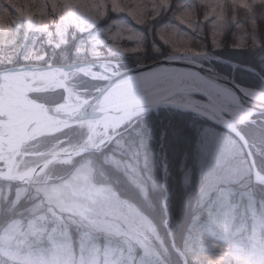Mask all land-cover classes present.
Returning <instances> with one entry per match:
<instances>
[{
	"label": "rangeland",
	"instance_id": "rangeland-1",
	"mask_svg": "<svg viewBox=\"0 0 264 264\" xmlns=\"http://www.w3.org/2000/svg\"><path fill=\"white\" fill-rule=\"evenodd\" d=\"M49 4L53 11L59 12L58 20L49 16ZM263 4L264 0H0V66L9 67L7 70L17 66L53 67L46 60L44 46L58 49L69 37L79 35L83 42L78 53L88 56V63L105 62L104 69L116 73L121 70L111 65L108 57L124 60L143 53L147 32L153 25L157 27L156 38L164 51H168L167 46H173L177 53L207 54L199 61L203 63L214 58L211 49H222L226 27L242 24L236 13L246 11L253 15L254 9ZM195 5L207 8L206 19L200 20ZM257 29V19L250 18V25L245 23L233 47L253 55L262 66L264 38L259 36ZM48 73L26 70L11 74L9 78L16 85L21 80L29 82L32 97L35 93L61 87L57 81L46 78ZM72 73L104 82L100 88L105 84L104 77H109L96 67ZM69 75L71 73L57 78L68 85ZM189 83L183 82V85ZM19 86L28 90L24 83ZM196 86L209 96L217 97L207 86ZM9 92L17 93L12 88ZM3 95L9 96L6 92ZM68 99L77 103L81 97L69 90ZM183 99L177 97L173 101ZM218 104L227 110L222 102ZM15 110L12 108L11 113ZM203 112L208 113L205 109ZM11 113L4 114L6 123H13L14 118L25 114ZM85 125L89 137L82 147H93L105 138L100 126ZM5 133L12 134L0 124V135ZM40 139L42 137L19 152L0 155V174L10 169L11 175L17 176L35 171L55 156H62L31 174L22 184L35 186L28 200H39L34 210L36 214L11 222L0 233V264H128L129 261L131 264H155L156 254L149 241V234L154 230L150 220L103 183L99 169L90 161L86 158L74 161L76 156H68L80 148L57 146L56 151L49 152L48 141L39 143ZM202 148L217 164L225 165L230 174L251 172L237 139L225 132L205 128ZM35 153L40 155H26ZM28 158H32L31 161ZM27 162L31 164L23 170ZM60 167L62 169L57 171ZM162 171H167L165 164ZM222 196L220 194L213 201L206 218H201L193 229L186 254L194 258V264H264V203L247 196L245 209H241L230 197H223V200ZM18 197H24L23 192Z\"/></svg>",
	"mask_w": 264,
	"mask_h": 264
},
{
	"label": "trees",
	"instance_id": "trees-1",
	"mask_svg": "<svg viewBox=\"0 0 264 264\" xmlns=\"http://www.w3.org/2000/svg\"><path fill=\"white\" fill-rule=\"evenodd\" d=\"M195 6L200 12V20L206 19L207 8ZM236 14L244 23L242 22L239 27L228 25L224 31L222 49L215 51L211 49L210 53L214 58L203 63L248 88H264V70L261 65L253 55H247V52L233 47L237 37L243 33L245 23L250 25L252 17L257 19L258 34L264 38V4L257 6L253 15L246 11H239ZM155 26L153 25L147 32L144 44L146 52L143 51L124 60L108 57L112 61L109 63L117 65L118 70H127L167 57L153 51V46L163 49L156 38ZM205 26V30L208 29ZM82 42V37L78 35L69 37L67 43L58 49L44 46L46 60L56 66L86 63L89 61L88 56L78 53ZM196 44L202 45L197 42ZM6 68L9 67L0 66V70ZM103 83L72 73L69 75L68 88L74 96L89 98L96 94L97 88L99 89ZM64 95V90L59 89L36 93L33 97L48 104H57L63 101ZM252 121L254 122L239 123L238 127L249 144L258 171L264 175V115L252 117ZM208 127L218 129L237 139L225 128L199 114L160 108L133 118L98 152L74 158V161L85 158L86 161H90L99 169V177L102 175L101 177L104 178L103 183L112 187L122 199L135 205L150 220L154 229L149 234L151 250L157 254L162 243L170 254L169 264H180V256L173 249H180L181 255L187 253L193 229L201 218H206V211L220 194L224 195L223 200V197H230V201L241 205V209H245L247 196L264 203V185L255 182L249 158L238 140L244 151L243 160L247 161L246 164L251 172L241 171L235 175L230 174L225 170V165L217 164L215 159L205 154L202 140L203 131ZM87 136V126L82 124L42 138L39 143L47 140L49 152L56 151L60 146L75 149L82 146ZM31 159L28 158L29 161ZM29 164L31 163L29 162L22 169L29 168ZM164 164L167 166L165 173L162 171ZM61 169L62 167L57 171ZM182 175L188 186L187 191L182 186ZM96 177L98 178V175ZM26 187L35 191L33 184ZM198 188L199 195H197ZM165 191L171 193L167 199ZM17 199L19 207L15 213L11 216L0 214V233L11 222L18 219L25 220L36 214L34 210L39 200L29 201V197L25 196ZM166 210L170 216L166 215ZM165 220H168L171 232L164 226Z\"/></svg>",
	"mask_w": 264,
	"mask_h": 264
},
{
	"label": "water",
	"instance_id": "water-1",
	"mask_svg": "<svg viewBox=\"0 0 264 264\" xmlns=\"http://www.w3.org/2000/svg\"><path fill=\"white\" fill-rule=\"evenodd\" d=\"M204 56L206 54L178 53L151 64L138 65L116 73L108 72L104 69L103 65L105 62L53 66L49 68L26 66L1 70L0 106H4L7 113L11 112L14 107L19 109L18 111H26L27 119L24 123L22 120L14 123H23L22 127L18 128L17 132L15 131L16 138L0 137V147L8 152L19 151L38 137L53 135L72 126L89 122H94L96 125L100 124L104 129V133L108 135L109 130L115 131L136 116L152 111V109L157 110L162 108V106L163 108L171 107L199 113L232 132L240 141L249 158L255 181L264 185V175L258 171L249 144L237 127L236 121L245 120V114L242 113L241 118L234 120L227 114L228 111L218 106L215 102L216 100L225 101L227 105V98L220 97L215 100L194 86L195 84L207 86L216 94V85L225 84L232 86L238 84L227 75L196 61ZM89 67H96L109 77H104L105 84L95 96L89 99H82L78 103L69 102L66 98L65 102L61 104L47 105L41 103L33 100L26 91L12 84V80L9 78L11 74H18L26 70H50L56 72L55 76H57L70 72H80ZM190 73H195L203 78L196 80L192 85H183L184 81L191 80L189 79ZM26 84L29 85L30 83L26 82ZM10 88L17 93H22L23 97L20 95L21 98H18L17 93H13V97H4L3 93ZM241 91L245 96L252 94L248 91V88L241 89ZM30 92H32L31 88ZM189 94H195L204 100L188 98ZM67 95L68 90L66 89ZM180 96H184L185 99L179 103L172 102ZM206 100L209 103H206ZM204 109L209 114L203 112ZM0 118L1 120L6 119L2 116ZM5 125L11 129L13 124L7 123ZM105 142L103 141L102 143ZM93 151H95L94 148L86 147L76 150L68 156L74 157ZM59 158H62V156H55L47 160L34 171V174ZM4 175L1 174L0 177ZM19 182L23 181L19 180Z\"/></svg>",
	"mask_w": 264,
	"mask_h": 264
},
{
	"label": "clouds",
	"instance_id": "clouds-1",
	"mask_svg": "<svg viewBox=\"0 0 264 264\" xmlns=\"http://www.w3.org/2000/svg\"><path fill=\"white\" fill-rule=\"evenodd\" d=\"M48 14L51 17H54L58 20L59 12L53 11L52 5H48ZM183 45H179L182 47ZM168 51L165 53L163 49L158 46H153V51L157 54H161L162 56H173L178 54L177 48L173 46H167ZM142 51H147L146 48L142 49ZM264 69V65L261 66ZM203 77L197 76L195 73L189 74V79L192 81H196L202 79ZM248 86L234 84L232 86H228L225 84H219L215 86V91L217 94V98L225 97L228 99V103L226 105L228 110V115H230L234 120L239 119V114H245V121H252V117L258 115H264V88L252 89L248 88V91L252 93L251 95L245 96L241 89H244ZM209 103V101H205ZM163 107V106H162ZM152 111H157L156 109H152ZM158 114V112H157ZM186 175V174H185ZM182 186L185 188V191L188 190V186L184 180V176L181 178ZM23 192L25 197H31L33 192L30 187H25L24 185L19 183V178L9 177L7 174L0 177V214H8L11 216L15 213L19 207V200L17 199V195ZM171 195L170 192L165 191V198L167 199ZM197 195H199V188L197 189ZM166 215L170 216L168 210H166ZM164 226L169 228L168 220H165ZM171 232V229L169 228ZM187 241V233L185 236V242ZM177 252V255L180 256V264H194V258H190L187 254L181 255L180 249H173ZM170 254L167 249L164 248L161 243L160 250L157 251L155 264H169ZM128 264H131L129 261Z\"/></svg>",
	"mask_w": 264,
	"mask_h": 264
},
{
	"label": "flooded vegetation",
	"instance_id": "flooded-vegetation-1",
	"mask_svg": "<svg viewBox=\"0 0 264 264\" xmlns=\"http://www.w3.org/2000/svg\"><path fill=\"white\" fill-rule=\"evenodd\" d=\"M49 73V75L48 74H45V76H46V78H48L49 80H51V81H57L60 85H62L61 84V82H60V79H58L57 77L58 76H60V75H57V76H55V72H52V71H48ZM53 73V74H52ZM17 122V121H16ZM106 139H110V138H106ZM102 140H104V139H102ZM102 140H100L97 144H95L94 146H96V145H100V149H101V147L102 146H104V145H101L102 144ZM24 149H26V147L24 148Z\"/></svg>",
	"mask_w": 264,
	"mask_h": 264
},
{
	"label": "bare ground",
	"instance_id": "bare-ground-1",
	"mask_svg": "<svg viewBox=\"0 0 264 264\" xmlns=\"http://www.w3.org/2000/svg\"><path fill=\"white\" fill-rule=\"evenodd\" d=\"M223 102L226 104L225 101H223ZM240 114H242V113H240ZM22 116H23V115H21L19 118L14 119V121H17L18 119H20V120H22V122L24 123V121L27 119V116H25V118L22 117ZM23 123L20 124L19 128L22 127ZM15 133H16V132L13 133V136H15ZM16 137H17V136H16ZM16 137H15V138H16ZM43 169H44V168H42V170H43ZM8 173L11 174L10 172H8ZM33 173H34V172H33ZM33 173H32V174H33ZM30 175H31V174L25 173V174L19 175V177H21V178L24 179V180H27L28 177H29ZM12 176L18 177V176L15 175V174L12 175ZM32 177H33V176H32ZM32 177H31V178H32Z\"/></svg>",
	"mask_w": 264,
	"mask_h": 264
}]
</instances>
